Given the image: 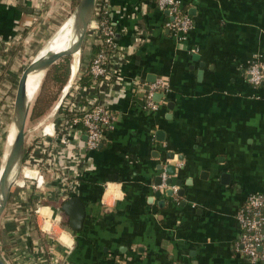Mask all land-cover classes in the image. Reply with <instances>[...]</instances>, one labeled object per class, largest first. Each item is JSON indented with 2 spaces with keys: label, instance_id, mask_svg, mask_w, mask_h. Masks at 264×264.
Here are the masks:
<instances>
[{
  "label": "crops",
  "instance_id": "0c3cea01",
  "mask_svg": "<svg viewBox=\"0 0 264 264\" xmlns=\"http://www.w3.org/2000/svg\"><path fill=\"white\" fill-rule=\"evenodd\" d=\"M178 1L191 20L183 37L163 26L169 16L153 0H104L122 51L115 78L98 86L110 128L91 150L81 126L68 136L59 163L75 154L82 165L43 185L40 217L56 223L52 233L43 227L45 245L27 230L24 196L4 209L7 264H264L236 251V211L249 193H264V83L253 87L246 74L254 59L264 66V0ZM64 2L0 0V46L24 47L29 34L43 40L47 15L57 21ZM158 78L164 91L148 109L143 85ZM162 170L174 189L153 188ZM70 196L84 217L67 231L68 217L53 203ZM8 222L17 225L5 231Z\"/></svg>",
  "mask_w": 264,
  "mask_h": 264
},
{
  "label": "built area",
  "instance_id": "2783aa9c",
  "mask_svg": "<svg viewBox=\"0 0 264 264\" xmlns=\"http://www.w3.org/2000/svg\"><path fill=\"white\" fill-rule=\"evenodd\" d=\"M153 4L159 11L167 10L169 18L163 22V26L171 33L183 37L182 35L190 29L191 20L180 11L178 0H153ZM106 9L107 5L104 0H95L93 14L87 24L81 45V47L87 46L86 43L89 41H86V38H92L96 41L99 37V41L106 48L88 60V73L95 81L89 85H79L76 82L79 68L78 59V67L74 77L68 83V76L66 86L62 87L61 94L54 104L53 112H58V107L61 105L71 113V116L65 117L61 113H57L55 124H50L49 131L45 130L47 138H49L47 144L50 139L58 137V145L49 143L48 146L44 143L46 144L45 148H42L40 157L35 163L26 156V164L21 167L23 179L34 183L35 187H42L46 182H53L57 178L66 179L71 168H74L73 174L77 173L76 169H80L81 160L76 158L75 154L63 158L61 164L57 158L61 149L68 147V136L71 132H75L78 126H81L80 129L84 132L83 147L86 150L95 149L99 145L104 131L110 128L113 116L100 102L98 86L104 81L108 82L115 78V73L118 70V57L122 51L114 43L113 27L107 19L101 18L99 15V12L106 15ZM246 74L248 83L253 87L264 83V66L255 59L248 63ZM164 87L165 84L160 78L143 85L145 104L148 109L156 108V103L152 101V95L157 91L163 92ZM44 153L46 155L41 159V155ZM27 169L32 172L31 176L33 177L23 175L24 170ZM168 178L169 175L162 170L159 173L160 182L153 188L170 187L174 189L173 186L166 183ZM24 180L17 183L19 188L23 186ZM54 193H56V189ZM32 212L40 216L39 206L33 208ZM236 218L239 227L236 251L239 255L245 256L249 262L264 263V193H249L238 207Z\"/></svg>",
  "mask_w": 264,
  "mask_h": 264
},
{
  "label": "rangeland",
  "instance_id": "374dc122",
  "mask_svg": "<svg viewBox=\"0 0 264 264\" xmlns=\"http://www.w3.org/2000/svg\"><path fill=\"white\" fill-rule=\"evenodd\" d=\"M65 1H66V3L65 2L61 3V5H63V7H62L63 15H62V17L60 19H57V21H55L54 18L52 17V12H51L50 15H47L46 21L48 23H50V24L46 28L47 34H45V37H44L43 40L40 41V36H38L36 34L35 35L34 34H32V35L29 34V36L27 37V40H26L27 42H25L24 47L21 48V52L19 54L20 58L17 56V58L15 59V61L13 63V66H12L13 69H21L19 74H18V77H19L22 69L30 61H32L35 58V56L38 53V51L46 44V42L50 39L52 34H54L59 29V28H57L59 26V24L64 19H66L69 15L72 14V12H73V10H74L76 5L71 8V7H69V5L67 3V0H65ZM54 24H55V27L52 30L51 28H52V25H54ZM34 51H35V53L33 54ZM79 56H80V52H79ZM66 57H67V60L66 59L64 60V57H62V58L56 60L51 65L53 67L51 69V73H53L55 69H58L59 71H61L63 66H65L66 64H67V66L69 65V62H71V64H72L73 55L66 56ZM51 66H49L46 70L41 72L40 82H39L37 91H36V93H35L33 98H35V96H36V94H37V92H38V90H39V88L41 86V83H42V80L44 78V75H45L46 71ZM79 73H80V70L78 68L77 75ZM18 77H17V79H18ZM67 78H68V75H67ZM67 78H66L64 84L61 86V88L57 92L56 97L52 101L49 109L42 116H40L39 118L34 119V120H31L29 118V116H28L29 115V111H30V108H31V105H32L34 99H32V101L30 103L29 111L27 113L26 120H25V125H24V148H28L29 149L31 145H32V147H31V149L29 151L27 149V152H26V154L23 157V160H22V162L20 164V167H19L18 174L16 176V180H15L14 184L11 187V191L15 187L18 188V184L17 183H20L21 180H24L23 177H22V174H21V167L24 164H26L25 163L26 156H27L28 159H31V161L33 163H35V161L40 157L42 148L44 149L45 145L47 144V141H48L49 138H47L48 136H47L45 130H48V127L51 126V125H49L46 129L44 127L46 125H48V124H52V123L55 124V121H56V118H57V113H59V112H55L52 116H50V114L52 113V110L49 113H47V112L57 102V100H58V98H59V96L61 94L62 87L67 83ZM17 79H16V81H17ZM16 81H15L13 86L11 85L9 87V91L7 92V94H5L2 98H0V125L2 124V126L0 128V162L5 157L6 152H7V146H8L7 145V135H8V130L10 129V123H11V119H12L11 103H12V97H13L14 90H15ZM44 143H46V144H44ZM47 145L49 146V143ZM23 182H24L23 186L20 187L21 190L17 191L18 193L12 195L13 198L15 197V199H17L18 195H22V197L23 196L25 197L27 191L25 190L24 192H22V189H24L25 185H27L29 189H30V187H31V189H33L32 190L33 195H36L35 197L37 199V202H36V204H35V206L33 208H35L37 205L39 206V205L48 203L47 200H45L44 194H43L44 191H47L46 189L48 188L47 187L48 185H45L43 187H35L34 183H30L28 180L27 181L24 180ZM11 191H10V194H11ZM55 206H56V204L53 203V207H55ZM33 214H34V216H33L34 223H35L36 228L38 230V234L40 235V236H38V235H36V236H38L40 238V241L43 243V245H45L44 238H43V236H41V234H43L44 233L43 230H46L47 228H48L47 232L52 233V227H54L55 224H56L55 220H54V217H52L51 220L48 219V223L44 225L43 220L41 219L39 214H36V213H33ZM43 227H45L46 229H43ZM57 230H58V228H57Z\"/></svg>",
  "mask_w": 264,
  "mask_h": 264
},
{
  "label": "water",
  "instance_id": "95a60500",
  "mask_svg": "<svg viewBox=\"0 0 264 264\" xmlns=\"http://www.w3.org/2000/svg\"><path fill=\"white\" fill-rule=\"evenodd\" d=\"M95 0H78L72 12V27L74 32L70 38V43L62 50L48 54L41 59H33L21 71L15 85L11 103L12 119V139L11 147L8 151L2 169L0 170V217L5 209L10 196L11 187L16 180L20 164L28 148H24V125L27 114L22 108L21 92L25 86L26 77L31 72H42L51 66L56 60L71 56L74 52H79L87 24L92 17ZM167 13V10H164ZM156 93L153 97H156ZM170 181L167 180V184ZM170 193V192H167ZM56 211L63 212L68 219L64 229L67 231L78 230L82 225L84 208L80 200L75 196H70L55 203ZM0 264H7L0 256Z\"/></svg>",
  "mask_w": 264,
  "mask_h": 264
},
{
  "label": "trees",
  "instance_id": "16d2710c",
  "mask_svg": "<svg viewBox=\"0 0 264 264\" xmlns=\"http://www.w3.org/2000/svg\"><path fill=\"white\" fill-rule=\"evenodd\" d=\"M78 0H67V3L69 7H73L77 4ZM63 15V14H62ZM62 15L59 17V19L62 17ZM100 17L105 18L108 20L107 14H102L99 12ZM69 17V16H68ZM55 27V26H54ZM16 41V40H15ZM14 43H8L6 45L0 46V98H2L7 92L9 91V87L14 85L18 74L21 69H13V63L17 56L19 57V54L21 52V48L23 45L20 41H17ZM89 52V58L88 60L93 57L96 53H98L101 50H105L106 48L101 44L99 41V37L96 41L91 43L88 46H84L80 48V56H79V70L80 73L77 75L76 82L79 85H89L95 79L91 77V75L88 73L87 64L88 60H85V52L84 50H87ZM36 51V50H35ZM33 52V54L35 53ZM20 58V57H19ZM67 60V57H64V60ZM67 64L62 67L61 71L58 69H55L53 73H51L52 66L46 71L44 78L42 80L41 86L33 100V103L31 105L30 111H29V118L31 120L37 119L40 116H42L50 107L52 101L55 99L57 92L61 88V86L64 84L67 75H70L71 67ZM69 79V78H68ZM82 101V100H81ZM83 103V101H82ZM53 107V106H52ZM52 109V108H51ZM50 109V110H51ZM49 110V111H50ZM48 111V112H49ZM47 112V113H48ZM58 112L64 115L65 117L71 116V113L63 108L61 105L58 107ZM2 124L0 125L1 128ZM32 145L28 149V151L31 149ZM46 153L42 154L43 159L45 157ZM18 191V188L15 187L11 191L10 197L8 198L7 204L5 206V209H8L13 204V196ZM36 195H33L32 190L27 191L26 196L24 200L20 201L18 203V209L21 213L26 212L28 214L27 216V230L29 231V234L32 236L38 235V230L36 228V225L34 223L33 213L32 209L35 206L37 199L35 197ZM21 215V214H20ZM16 223L8 222L3 225V230L7 231L10 229H14L16 227ZM42 236V235H41ZM5 246V245H4ZM3 255L5 258L7 253L3 251ZM240 257L243 260H247V258L243 255H240Z\"/></svg>",
  "mask_w": 264,
  "mask_h": 264
},
{
  "label": "bare ground",
  "instance_id": "6f19581e",
  "mask_svg": "<svg viewBox=\"0 0 264 264\" xmlns=\"http://www.w3.org/2000/svg\"><path fill=\"white\" fill-rule=\"evenodd\" d=\"M74 32V29L72 27V15H69V17L65 20V22L59 27V29L50 37V39L46 42V44L38 51V53L35 56V59H41L45 56H47L50 53H53L55 51H60L64 49L69 43H70V38ZM73 59H72V74L70 72L68 83L71 81V79L74 77V74L77 70L78 67V59H79V52H74L73 54ZM41 78V72H31L27 75L26 81H25V86L21 92V104L22 108L27 114L29 111V106L34 99V95L37 91L39 82ZM66 86V85H65ZM52 113L50 116H52L54 113V106L52 107ZM50 124L45 126V129L49 126ZM12 132L13 128L12 125H10V129L8 130V135H7V152L10 150L11 147V139H12ZM5 155V157H6ZM5 157L1 160L0 162V170L2 169V166L4 164ZM23 175L25 177H33L32 172L30 170H24ZM38 180V178H37ZM40 216L42 215V208L39 209Z\"/></svg>",
  "mask_w": 264,
  "mask_h": 264
}]
</instances>
